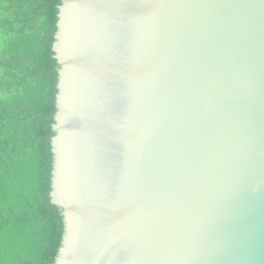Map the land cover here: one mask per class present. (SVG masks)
<instances>
[{"label":"water","instance_id":"95a60500","mask_svg":"<svg viewBox=\"0 0 264 264\" xmlns=\"http://www.w3.org/2000/svg\"><path fill=\"white\" fill-rule=\"evenodd\" d=\"M54 264H264V0H61Z\"/></svg>","mask_w":264,"mask_h":264},{"label":"trees","instance_id":"16d2710c","mask_svg":"<svg viewBox=\"0 0 264 264\" xmlns=\"http://www.w3.org/2000/svg\"><path fill=\"white\" fill-rule=\"evenodd\" d=\"M61 0H0V264H54L63 216L51 203Z\"/></svg>","mask_w":264,"mask_h":264}]
</instances>
